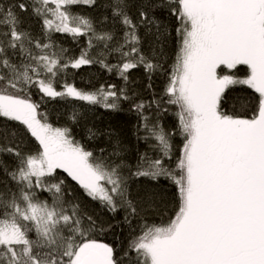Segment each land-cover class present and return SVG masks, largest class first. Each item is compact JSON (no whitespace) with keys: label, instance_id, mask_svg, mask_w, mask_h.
I'll use <instances>...</instances> for the list:
<instances>
[{"label":"snow or ice","instance_id":"obj_1","mask_svg":"<svg viewBox=\"0 0 264 264\" xmlns=\"http://www.w3.org/2000/svg\"><path fill=\"white\" fill-rule=\"evenodd\" d=\"M96 2L0 0V157L14 162L0 159V264H264V0H110L102 19L71 11ZM163 7L174 17L170 67L162 50L145 53L140 36L142 28L160 32ZM25 14L41 21L39 35ZM53 33L87 37L86 47L70 56ZM95 64L124 86L59 82L70 68ZM137 68L149 89L163 78L148 100L127 86ZM235 85L252 95L228 111ZM45 97L111 110L127 102L152 156L130 164L112 133H100L111 151L97 155L39 111ZM169 108L175 121L167 127ZM58 169L138 225L126 247L93 238L98 218L70 203ZM126 172L147 179L133 189Z\"/></svg>","mask_w":264,"mask_h":264},{"label":"trees","instance_id":"obj_2","mask_svg":"<svg viewBox=\"0 0 264 264\" xmlns=\"http://www.w3.org/2000/svg\"><path fill=\"white\" fill-rule=\"evenodd\" d=\"M109 2L110 0H97L95 7L77 5L73 6L71 11L74 14L102 19L103 16L107 15L106 10L109 7ZM129 2L132 4L136 3L137 0H129ZM168 2L169 0H165V4ZM155 15L161 25L160 32L157 33L155 28L152 31L144 28L140 29L142 46L145 53H151L153 55H160L162 50V59L166 60L170 67L174 60L175 52L174 17L169 15L167 7L159 8ZM25 23L29 30L35 32L37 35L40 34V20L25 14ZM52 35L58 46L57 50L61 47L68 49V55L70 56H79L80 50L86 47L87 37L74 39L71 34L66 33H53ZM97 51L99 49H94L92 55L95 56ZM109 59L112 64H115L117 62V54L109 57ZM244 71L245 69L242 67L241 74ZM65 78L69 83L74 82L81 89L89 86L91 88H98L100 85L107 84H117L123 87L125 84L115 73H109L99 64L83 66L80 69L70 68L60 78L59 82L62 83ZM162 79V77L155 79L152 89H149L143 70L137 68L131 70L127 86L132 91L140 93L145 100H148L153 91H160ZM251 95L252 90L248 89L247 86H231L225 96V110L231 111L234 106L239 109L240 104L243 103L241 98ZM33 99L38 101L40 97L34 95ZM39 111L46 114L48 121L54 126L70 128L75 139L87 144L89 149L93 150L97 155H99L101 149L111 151L109 147V136L106 134L100 135V133H112L113 140L119 139L123 142V148L125 149L124 155L130 164L134 165L137 156L146 151L149 156H152L148 145L137 138V114L134 111H130V105L127 102H123L118 110H111L105 109L101 105H90L87 102L77 101L72 98L45 97ZM173 112L174 109L169 108L168 113L162 116V121L167 127H170L175 121ZM74 115L75 119H73ZM89 129L97 131V136L90 137ZM179 142L180 138L177 137L176 143L179 144ZM24 144L29 149L35 151V144L33 142L26 139ZM107 154L108 152H105V155ZM0 159L6 160L10 165L14 163L11 157H0ZM133 171H135V168H133ZM56 174L60 179L65 181L70 203L80 205L89 215L98 218L97 222L99 226L95 229L93 238L98 239L102 243H107L116 249H119L121 246L126 247L127 241L132 235V230L134 228L138 229V225L135 223L130 225L125 220V213L121 211L113 213L101 201L89 198L79 184L68 177L62 169H58ZM125 175L128 176L127 172ZM146 179L144 177L128 176V182L133 189L139 187ZM5 180V176L0 173V181ZM169 190L171 191V189ZM50 196V193H43L40 199H48Z\"/></svg>","mask_w":264,"mask_h":264}]
</instances>
